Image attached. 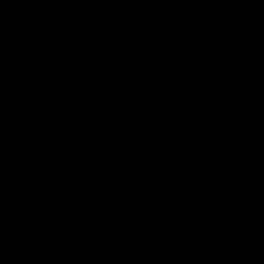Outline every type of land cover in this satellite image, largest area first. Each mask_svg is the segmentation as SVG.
I'll return each instance as SVG.
<instances>
[{
	"label": "water",
	"instance_id": "95a60500",
	"mask_svg": "<svg viewBox=\"0 0 264 264\" xmlns=\"http://www.w3.org/2000/svg\"><path fill=\"white\" fill-rule=\"evenodd\" d=\"M0 264H264V0H0Z\"/></svg>",
	"mask_w": 264,
	"mask_h": 264
}]
</instances>
